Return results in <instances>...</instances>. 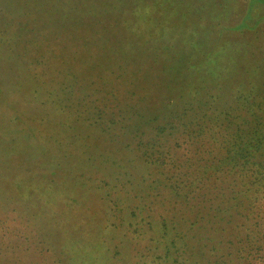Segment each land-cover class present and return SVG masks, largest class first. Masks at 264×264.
Listing matches in <instances>:
<instances>
[{"label": "trees", "instance_id": "obj_1", "mask_svg": "<svg viewBox=\"0 0 264 264\" xmlns=\"http://www.w3.org/2000/svg\"><path fill=\"white\" fill-rule=\"evenodd\" d=\"M228 1L0 0V264H264V0Z\"/></svg>", "mask_w": 264, "mask_h": 264}, {"label": "rangeland", "instance_id": "obj_2", "mask_svg": "<svg viewBox=\"0 0 264 264\" xmlns=\"http://www.w3.org/2000/svg\"><path fill=\"white\" fill-rule=\"evenodd\" d=\"M239 2H242L241 0H238ZM228 2H232V1H228ZM232 12H231V14L230 15H228V19L230 20V22H228V23H231V22H233V20L236 18V11L234 12L233 10H234V8H236V4L235 5H232ZM19 12H22L21 10L19 11ZM225 14H227V13H225ZM231 17H233L234 19L232 20V18ZM228 20V21H229ZM29 23V25H27V27L29 26V28H30V26H33V27H40V21H37L36 23H31V22H28ZM13 24L14 25H16V22H13ZM260 31H258V32H261V33H264V25L263 26H261V29H259ZM261 41H257V42H255V43H257L259 46H261V48H264V36H261ZM38 47H40V49H36V48H33V44H31L30 46H29V51L27 52V54L28 53H30V54H32L33 55V57H29V58H27L26 60H24V61H22L21 63H20V68H19V72L20 71H23L24 72V69L23 68H31V67H33V66H36V65H39V66H37V67H39L40 68V63L38 62V61H44L46 64L48 63V65H49V68H50V73H52V74H54V73H56V74H58L57 76H59L60 78H62L63 80H65L67 83H72V82H78V83H80V80L79 79H77V78H79V77H75V78H73L72 77V75H70V74H67L66 76H64L63 74H60V73H62V72H59V70H61V71H67L66 69H64V68H62V67H60L59 66V64H60V61L58 60V58L57 57H54L55 59H53V58H51V57H48V58H45L44 57V59H41V56H39V55H41L42 54V51H44L45 49H47V48H45V47H42V45H38ZM15 48V47H14ZM1 52L3 53L2 54V56L0 57V63H1V61H2V59H3V57H4V49L2 48L1 49ZM264 53V52H263ZM155 55L156 54H154L153 55V57H155ZM157 57H159L158 56V54L156 55ZM42 61H41V63H42ZM5 66H6V64H5ZM72 66L74 67V68H78L77 67V65L75 64V60L72 62ZM1 68V67H0ZM4 68H6V67H4ZM5 71H11L9 68H6V70ZM63 73H66V72H63ZM3 75H6V77L3 79V81L7 78V80H8V82H7V85H6V88H5V85L3 86V90H2V92H1V100H0V123L5 119L6 120V118H7V112H11L12 111V108L8 105V104H6V103H4L3 102V99L5 98V96H7L8 94H10V93H12L14 90H17L20 86H19V81H21V79L20 78H16V77H14L13 75H10V74H8V73H5V72H3V73H1V75H0V81H1V77L3 76ZM9 75V76H8ZM13 76V77H12ZM21 78H22V76H21ZM81 79H83L82 77H80ZM77 79V80H76ZM84 83V82H83ZM107 92H109V91H106L105 89L104 90H101V92H96V94L97 95H99L104 101H106L109 105H113V104H117V103H120L119 102V100L117 99V98H115V97H113L111 94L112 93H114V91H112V90H110V92L109 93H107ZM63 97V94H61V93H58V94H56L55 96H54V100H51L50 99V97H49V99H47V98H45V107H44V109H46V108H50L52 105L55 107V108H58V105H59V103H60V99ZM36 100L37 101H41V99L38 97V98H33L32 96L30 97V99H29V102H28V104H27V107H29L30 109H28L27 110V112H28V116H31V115H35V113L37 112H39V111H41V110H44V109H39V108H37V105L39 104L38 102H36ZM51 100V101H50ZM32 101V102H31ZM35 101V102H34ZM118 105H120V104H118ZM38 110V111H37ZM13 116V115H12ZM11 116V117H12ZM11 117L8 119V122H9V120L11 119ZM64 118H65V116H61V115H59V116H53V121H51V122H53V123H59V121H61L62 119H63V121H68V122H71V119L70 118H67L66 120H64ZM20 119V118H19ZM139 120H142V119H140L139 118ZM19 120L17 119L16 121H15V126L13 127V124L12 125H10V126H8V127H5V136L8 134L7 132H10L11 131V129H13V130H18L17 128H19L20 126H19V123H17ZM8 124V123H7ZM85 126H83L82 127V129H81V131H80V133H83L84 131H85ZM77 130H78V127L77 126H74L72 129H66V131H65V136L63 137V138H65V140L66 141H69V143H67V146H66V148H68L69 149V147H71V145H74L76 142H77V138L74 136L75 134L76 135H78L77 134ZM11 136H12V138H14L15 139V141H16V137H15V135H14V133L13 132H11ZM56 136H59L58 134H56ZM79 136V135H78ZM31 138H33V135H31ZM53 147V148H52ZM78 147V145H77V143L75 144V147L74 148H77ZM58 149L53 145V146H49V150H48V152L47 153H49V154H51V155H53V156H56L57 155V153H58V151H57ZM65 153H67V152H65ZM75 170H71V172H74ZM75 173H76V175L77 176H79L78 175V173L75 171ZM81 178V177H80ZM7 219V217H6V215H5V213H4V211H3V209H1V207H0V227H2V225H4L3 223V221H5ZM7 223H9V224H5V226L7 227V228H9V227H12V229L14 230V228L16 229V230H14V232H18L19 234H22V235H20L22 238L23 237H27V239H29V240H31V241H34V242H36L37 241V237L35 236V235H33V234H30V235H28V234H23V231H22V229H23V226H24V224H23V221H21V220H19V221H17L15 224H13V226H11L12 225V223H11V221H9V222H7ZM16 225V226H15ZM43 248H46L45 246L43 247ZM28 258H30V255L28 256Z\"/></svg>", "mask_w": 264, "mask_h": 264}]
</instances>
